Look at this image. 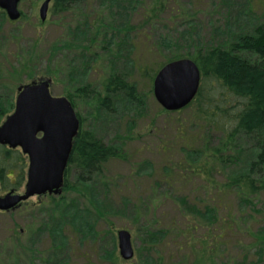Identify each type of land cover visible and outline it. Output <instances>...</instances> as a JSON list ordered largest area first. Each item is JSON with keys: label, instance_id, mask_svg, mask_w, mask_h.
<instances>
[{"label": "rangeland", "instance_id": "1", "mask_svg": "<svg viewBox=\"0 0 264 264\" xmlns=\"http://www.w3.org/2000/svg\"><path fill=\"white\" fill-rule=\"evenodd\" d=\"M42 1L21 0V18L16 22L0 10V109L14 103L16 89L28 82V75L37 79L48 70L51 94H70L82 127L104 144L122 149L125 158L110 160L84 185H76L78 173L72 171L70 190L59 196L31 197L14 212L0 214V264H109L105 253L114 251L119 257V230L130 233L134 250L133 259L119 257L120 264H194L195 258L199 264H264V187L257 177L254 189L244 187L239 177L248 174L254 156L245 153L235 165L224 167L212 185L204 178L187 181L178 167H171L181 176L179 194L172 183L160 179L163 155L172 157L166 146L173 131L163 124L175 115L160 112L149 79L165 59L216 43L229 44L251 31L264 18V0H165L167 7L158 17L152 14L151 0H130V5L122 6L112 5L113 0H78L59 14L51 13V2L44 23L38 17ZM85 22H101L105 29L97 32L89 26L85 36L76 34ZM65 44V49L54 52ZM85 46H90L89 52L81 58L76 50ZM49 56L54 59L48 60ZM115 74L135 87L134 96H110L106 109L92 95L76 94L88 85L100 98L107 97L101 83ZM181 117L186 131H194L196 127L190 129L194 125L188 123L190 112L176 119ZM203 131L207 147L221 144L220 134L207 127ZM237 146L244 151L252 144L242 139ZM232 179L235 186L226 188ZM6 192L0 190V195ZM50 197L64 200L52 210ZM181 199L200 212L220 200L228 207L220 211L225 219L220 226H210L192 215L183 218L175 205ZM65 207L81 221L62 220L58 237L53 229ZM154 220L166 230L165 243L157 247V242L150 246L157 230ZM193 220L200 223L198 231L194 227L192 234H179ZM170 221L177 224L175 236L167 231Z\"/></svg>", "mask_w": 264, "mask_h": 264}, {"label": "trees", "instance_id": "2", "mask_svg": "<svg viewBox=\"0 0 264 264\" xmlns=\"http://www.w3.org/2000/svg\"><path fill=\"white\" fill-rule=\"evenodd\" d=\"M77 1L52 0L53 5L50 11L52 14L64 13L69 7L75 5ZM130 3V0L128 2L126 0H113L111 4L122 6L123 4L130 5ZM150 4L152 14L157 17L161 16L160 14L167 7V1L165 2V0H151ZM1 14L5 17L3 12ZM261 19L256 22L251 31L239 34L229 44L221 45L216 43L213 46H205L203 50L198 48L194 53L178 54L165 59L152 70L149 76L152 82L156 72L163 65L182 58L194 61L200 71V86L197 95L187 107L181 111L171 113L163 109L160 110L166 116L175 115V119H168L169 121H165L166 123L163 124V128L173 131L172 136L168 139L170 143L166 146L170 149L172 157L168 159V156L165 157L163 155L164 162L161 167L163 175H161L160 179L164 182L172 183L179 194L182 193L180 187L183 186L178 183L181 180V176L177 174V171H171V167H178L187 181L194 183L193 179L204 178L208 182L211 181L210 185H212V183H215L213 179L215 174L221 173L224 167L235 165L245 153H249L250 158L252 155L254 157L249 160L248 174L239 176L243 178L241 185L254 189L253 179L257 177L259 184H263L264 187V18ZM89 26L97 32L105 29L101 22H96L95 25L85 22L82 27L83 30L77 29L76 34L81 33L80 35L85 36L88 29H90ZM66 45L68 44L56 47L54 52L55 50L65 49ZM89 47H81L76 51L80 52L81 58H84L86 57L85 54L89 52ZM52 59H54V56H49L48 60L51 61ZM30 70H33V68ZM147 73L148 71L146 70L143 74L147 75ZM50 75L51 72L46 70L44 75L37 79L28 75L27 81L31 82ZM101 87L107 97L100 98V95L95 93L88 85L80 87L76 90V94L84 97L92 95L98 106H103L106 109H110V96H115L118 93H128L134 96L135 87L117 74L110 75L104 79ZM65 97L75 109L72 96L65 94ZM13 107L14 103L10 102L8 108L0 109V124L13 111ZM186 110L190 112L191 118L188 123L194 125L193 127L190 126V129L196 127L194 131H186L187 126H185L182 117L176 119ZM76 115L80 122V128L76 138L73 140L64 177L63 193L73 188L68 182L69 174L72 171L78 173L76 185H84L92 176L101 174L104 165L110 160H123L125 158L122 149L104 144L90 131L85 130L77 112ZM206 127L213 133H218L222 136V142L218 144L217 148L207 147L206 138L203 136V129ZM159 130H156V132H159ZM156 132L154 131L152 135L156 136ZM162 135L164 136L163 133ZM184 136L187 138L185 137L186 139L182 140L181 137ZM242 139L244 142L248 140L252 146L250 148L246 146L247 149L239 151V146L237 145ZM203 157L206 158L202 160ZM167 159L168 162L166 161ZM26 172L27 157L18 149H8L0 145V190L6 192L23 188ZM233 186H235L234 179L229 180L228 184L225 185L226 188ZM179 188L181 191H179ZM62 198L50 197L49 205L52 210L59 208L58 202L63 201L64 199ZM24 205L25 203L21 204L17 209ZM175 205L183 218H185V215H192L210 226L217 224L220 226L221 219H225L223 216V218L221 217L220 211H227L228 209L220 200L215 206L204 208L202 212L198 211L196 206L189 205L184 199H181L178 205ZM69 212V208L65 207L59 219H56L58 223L53 229L54 235L58 237L62 235V220L69 218L73 223L81 221L79 216L75 214L70 216ZM0 214L4 213L0 212ZM153 222H155L154 225L157 230L154 231V236H151L150 246L152 243L154 245L157 242L154 245V247H157L159 244L165 243L166 230L158 227L157 220ZM188 224L190 225L183 226L179 234H192L194 227L198 231L200 223L193 220L188 222ZM176 227L177 224L170 221L167 225V231L174 235ZM174 238L172 237V239ZM105 254L110 260L109 264L122 263L114 251ZM194 264H199V258H195Z\"/></svg>", "mask_w": 264, "mask_h": 264}, {"label": "water", "instance_id": "3", "mask_svg": "<svg viewBox=\"0 0 264 264\" xmlns=\"http://www.w3.org/2000/svg\"><path fill=\"white\" fill-rule=\"evenodd\" d=\"M51 0H44L38 16L47 17ZM20 0H0V9L9 21H17ZM200 71L194 61L182 58L163 65L155 74L152 92L166 112L187 107L197 95ZM51 80L41 78L17 87L14 108L0 124V145L19 149L27 157L28 167L22 193L10 190L0 195V212L14 211L31 197L59 196L80 122L70 101L50 92ZM118 255L123 261L133 258L131 235L117 232Z\"/></svg>", "mask_w": 264, "mask_h": 264}]
</instances>
